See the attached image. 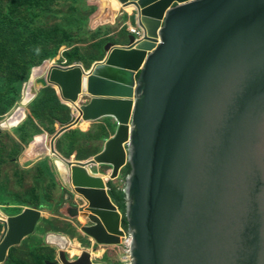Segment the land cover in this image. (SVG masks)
<instances>
[{
    "label": "water",
    "instance_id": "1",
    "mask_svg": "<svg viewBox=\"0 0 264 264\" xmlns=\"http://www.w3.org/2000/svg\"><path fill=\"white\" fill-rule=\"evenodd\" d=\"M115 1L134 9L141 39L108 44L89 70L51 67L43 85L73 106L89 75L88 103L49 142L72 170L80 200L110 210L80 229L99 246L119 245L124 217L128 264H264V0ZM104 117L118 125L102 153L72 163L56 152L62 134ZM103 160L113 163L105 182L86 170ZM126 165L120 213L107 183ZM92 184L100 193L87 189ZM65 207L61 213L78 220L79 207ZM41 218L36 208L0 214V264ZM50 236L60 234L44 239L58 257L46 264H103L66 259L67 247Z\"/></svg>",
    "mask_w": 264,
    "mask_h": 264
},
{
    "label": "rangeland",
    "instance_id": "2",
    "mask_svg": "<svg viewBox=\"0 0 264 264\" xmlns=\"http://www.w3.org/2000/svg\"><path fill=\"white\" fill-rule=\"evenodd\" d=\"M102 1L0 0V212L9 217L25 208L42 211L35 232L12 247L3 264H45L55 260L54 247L45 244L48 233L67 234L71 242L80 243L81 251L103 249L102 256L94 262L129 263L125 242L113 246L94 244L81 232L82 224L62 219L59 214L65 204L81 207L84 203L66 186L57 166L60 160L51 154L39 155L48 152L50 139L59 126L76 116L74 108L63 102L57 88L50 85L36 88L34 95L25 100L30 84L38 78L44 81L50 66L79 64L89 70L105 59L108 44L125 46L131 30L139 33L136 38L141 37L131 8L111 25L107 22L110 10L97 21L101 13L104 15ZM41 68L43 72L35 76ZM88 101L89 97L82 95L79 104ZM19 108L23 109V119L13 127H2ZM117 125L112 117L85 122L56 140V152L70 161L89 160L102 151ZM90 170L94 175L107 176L111 168L98 165ZM123 187L124 168L118 179L107 183L108 190L121 191ZM4 232L0 222V238ZM124 233L125 240L129 239ZM65 253L70 261L80 255L69 249Z\"/></svg>",
    "mask_w": 264,
    "mask_h": 264
},
{
    "label": "bare ground",
    "instance_id": "3",
    "mask_svg": "<svg viewBox=\"0 0 264 264\" xmlns=\"http://www.w3.org/2000/svg\"><path fill=\"white\" fill-rule=\"evenodd\" d=\"M114 1V2H113ZM103 2V4H104V7H103V11L102 12H104L105 11V8H106V4L108 5V12H109V10H110V15H109V18L111 19V23H110V25L111 24H113L114 23V21L116 20V18H118V17H120L121 15H123V13H124V11L126 10V9H133L132 7H127V8H120V5H118L117 4V2L115 1V0H107V3L106 2H104V1H102ZM106 3V4H105ZM133 11H134V9H133ZM105 15H103L102 13L100 14V16L97 18V21H100L101 20V18H103ZM122 47V46H121ZM51 67H54V66H50V68ZM50 68L47 70V72H46V75H45V78H44V81L43 80H40V78H38L37 80H34L31 84H30V86H29V88L27 89V93H26V98H25V100H28V99H30L33 95H34V92H35V89L36 88H38V87H40V86H43L44 85V83H47V78H46V76H47V73H48V71L50 70ZM43 68H41L39 71H37L36 72V74H35V76H39V74L40 73H42L43 72ZM88 74L86 73V74H82V82H81V84H82V93H80L79 94V98H78V100H80V98H81V96L83 95V94H86V95H89L87 92H88V84H89V75L87 76ZM60 89H62V87L61 86H58ZM78 100L77 101H75V105H71L73 108H74V110H75V112H76V116L79 114L78 113V110L79 111H81V105L79 104V102H78ZM23 116H24V112H23V109L22 108H19V109H17V110H15L14 111V114H12V116L9 118V119H7V121H6V123H5V125L4 124H2L1 126L2 127H5V126H9V127H13V126H15V125H17L22 119H23ZM113 119H114V117H113ZM85 122H88V121H83L82 120V122H80V124L79 125H81V124H83V123H85ZM78 125V126H79ZM36 141H38V139H36ZM104 149H105V146H104V148L102 149V151L100 152V153H102L103 151H104ZM100 153H98V154H100ZM51 154V149H50V144H49V150H48V152H41L40 153V155H39V153H38V155L39 156H41V155H50ZM97 154V155H98ZM52 155V154H51ZM93 158V157H92ZM89 160H91V159H89ZM105 160H108V158H106ZM86 161H88V160H86ZM86 161H77V162H82V163H84V162H86ZM104 161V160H103ZM72 163L73 162H75V161H71ZM99 164V163H98ZM108 164V165H107ZM99 165H107V166H109V165H111L110 166V168H111V171H112V166H113V163H111V162H108V163H106V161H104V162H102V163H100ZM58 168H59V170H60V172H61V176L63 177V179H64V181H65V183H66V185L69 187V189L71 190V191H73V193L75 194V195H77L78 197H79V194L76 192V188H72V181L70 182V177H71V172H72V170H70V168H66V166L62 163V162H58ZM97 166V165H96ZM65 167V168H64ZM75 167V166H74ZM87 170V174L90 176V177H92V178H94V177H101V179H103V181L105 182V180H107L108 179V177L107 176H109L110 175V173H111V171H110V173L106 176V175H94L93 173H92V171L90 170V169H86ZM67 175V176H66ZM87 189H91V190H95V191H97L98 189H97V186H94L93 184L92 185H90L89 186V188H87ZM97 193H100V191H97ZM82 196V200L84 201V206H81V207H79L78 208V214H79V217H78V221H79V223L80 224H82V226L83 227H88L87 225L89 224V216H91V215H95L98 219H99V221H101V216H100V213L101 212H104V214H106V213H109L108 211H110V210H105V209H99L100 207H107V205H104V206H102V204H99V203H94V202H92L90 199H89V197H87L86 195L84 196V195H81ZM86 203V204H85ZM88 203L91 205L90 207L92 208L91 209V211L93 212H91L90 211V209H88L87 207H85V206H88ZM94 204H97V206H99V208H93V205ZM0 214H1V212H0ZM2 215V214H1ZM81 230V232L82 233H84L83 231H82V229H80ZM62 237H64V236H61L60 235V237H56L55 238V236L54 237H51L50 236V239H52L53 241H55L56 243L58 242V245H63V246H66L67 247V250H68V248H69V246H70V240L68 239V238H65L64 237V239L62 238ZM104 238H108V239H106V241H110V240H114V239H116L115 237H109V236H107V237H104ZM91 239V238H90ZM122 239V237L120 236V240ZM124 239V238H123ZM92 241H93V239H91ZM128 244H129V242L126 244V248H128ZM94 251H96L97 250V248H95V249H93ZM99 255V254H98ZM77 257H79V259H81V261H79V263H84V261H90V260H92L93 258L91 257V255H90V253L89 252H85V251H81V253H80V255H78ZM71 264H74V263H72L71 262ZM104 264V263H103Z\"/></svg>",
    "mask_w": 264,
    "mask_h": 264
},
{
    "label": "crops",
    "instance_id": "4",
    "mask_svg": "<svg viewBox=\"0 0 264 264\" xmlns=\"http://www.w3.org/2000/svg\"><path fill=\"white\" fill-rule=\"evenodd\" d=\"M66 205H69V204H65L64 206H62L60 209H59V214L63 217L62 219H66V220H69L70 221V219L67 217V216H65L63 213H61V211L62 212H65L66 211ZM78 221V220H77ZM79 222V221H78ZM81 225V224H80ZM84 234V233H83ZM60 235H67V234H63V233H61ZM85 235V234H84ZM65 237H67L68 239L70 238V237H68V236H65ZM92 243H94V241H92L91 239H90V237H87ZM75 243V244H74ZM80 243H76L75 241H72L71 242V240H70V246H69V250L70 251H72V252H74L76 255H78L79 253H81V250H79L80 248H79V245ZM95 244V243H94ZM54 250L56 251V255H55V259H57V257H58V251H57V249L56 248H54ZM89 253H90V255H91V257L93 258V259H96V258H99V257H101L102 256V253H103V249H98V250H96V251H94L93 249L92 250H87ZM99 254V255H98ZM101 263H104V264H108V263H105V262H101Z\"/></svg>",
    "mask_w": 264,
    "mask_h": 264
},
{
    "label": "trees",
    "instance_id": "5",
    "mask_svg": "<svg viewBox=\"0 0 264 264\" xmlns=\"http://www.w3.org/2000/svg\"><path fill=\"white\" fill-rule=\"evenodd\" d=\"M128 172H129V166L126 165L124 167V176ZM108 193H109V196L111 197L112 201L114 202V204L120 210V213H123L124 212V209H125V204H124V195L122 193V190L119 191V190H116L114 188H109ZM121 226H122L123 230L125 231L126 230V221H125L124 217H122ZM50 261H53V260H50ZM45 264H46V262H45Z\"/></svg>",
    "mask_w": 264,
    "mask_h": 264
},
{
    "label": "built area",
    "instance_id": "6",
    "mask_svg": "<svg viewBox=\"0 0 264 264\" xmlns=\"http://www.w3.org/2000/svg\"><path fill=\"white\" fill-rule=\"evenodd\" d=\"M140 32H141V31H140ZM130 34H131V36L134 37V38H136V37L139 36V33H137V32L134 31V30H131ZM141 37H142V33H141ZM141 37L136 38V40L141 39ZM6 121H7V120H6ZM128 238H129V237H128ZM123 242H125V243L127 244V243L129 242V239L126 238V240H125V237H124ZM128 245H129V244H128ZM126 254L128 255V248H127Z\"/></svg>",
    "mask_w": 264,
    "mask_h": 264
}]
</instances>
